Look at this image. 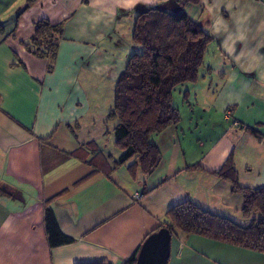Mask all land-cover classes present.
<instances>
[{"label":"crops","instance_id":"0c3cea01","mask_svg":"<svg viewBox=\"0 0 264 264\" xmlns=\"http://www.w3.org/2000/svg\"><path fill=\"white\" fill-rule=\"evenodd\" d=\"M28 1L0 0V264H122L187 201L242 224L241 195L216 173L230 158L241 187L264 188V0H33L19 13ZM151 7L185 13L213 39L199 73L201 114L187 136L178 125L156 136L151 174L132 178L123 166L107 177L120 154L103 151L110 109L100 100ZM43 20L62 27L52 62L25 47ZM92 145L100 171L88 164ZM52 199L74 240L54 248L44 227ZM168 264H264V255L176 233Z\"/></svg>","mask_w":264,"mask_h":264},{"label":"trees","instance_id":"16d2710c","mask_svg":"<svg viewBox=\"0 0 264 264\" xmlns=\"http://www.w3.org/2000/svg\"><path fill=\"white\" fill-rule=\"evenodd\" d=\"M176 1L186 6L198 0ZM32 2L28 1L19 13ZM61 32L60 25L52 26L45 20L40 21L30 43L25 47L34 56L52 62ZM131 40L136 51L128 58L126 68L115 84L113 108L107 115L108 122H117L112 133L120 150L113 167L106 170L107 177L118 167L124 166L132 178L138 173L149 175L157 167L160 152L155 138L180 121L178 110L172 106V94L180 86L198 81L204 56L213 42L212 37L185 13L171 14L159 7L147 8L137 15ZM51 68L48 67V70ZM95 147L92 145L90 149L93 157L88 164L100 171L97 164L105 159ZM216 176L228 180L232 193L241 195V215L244 220H250L248 225L238 224L187 201L169 210L166 214L168 222L152 233L167 229L171 238L176 233L193 235L264 255V188L241 187L230 158ZM54 199L45 203L44 210L45 232L52 248L74 242L58 227L51 209ZM255 215L258 218H254ZM143 243L122 264H136Z\"/></svg>","mask_w":264,"mask_h":264},{"label":"rangeland","instance_id":"374dc122","mask_svg":"<svg viewBox=\"0 0 264 264\" xmlns=\"http://www.w3.org/2000/svg\"><path fill=\"white\" fill-rule=\"evenodd\" d=\"M212 53V52H211ZM200 77L198 78V81L194 84H185L174 90L172 94V106L178 110L180 121L176 125L178 127V130L184 129L186 136L188 135V130L192 128V124L194 123V113L201 114L198 110V106L200 105V94L204 93V84L203 82L199 81ZM206 88V83H205ZM186 92V94H184ZM200 93V94H199ZM185 96V100L183 99ZM113 93L112 91H107V93L104 95L103 100H100V103L102 104V109L108 111L113 108ZM199 101V104H198ZM110 107V108H109ZM200 107V106H199ZM203 111V110H202ZM109 113V112H108ZM101 115V114H100ZM115 121L108 122L101 127L105 128V132L110 133V136H105V138L102 140L105 142V147L103 151L112 157L119 156L120 150L115 144L114 137L112 135V129L116 126ZM183 137L182 135L180 138ZM103 145V144H101ZM107 158V157H106ZM254 218H258L257 215L254 216ZM250 223V220H244L241 225H248Z\"/></svg>","mask_w":264,"mask_h":264},{"label":"water","instance_id":"95a60500","mask_svg":"<svg viewBox=\"0 0 264 264\" xmlns=\"http://www.w3.org/2000/svg\"><path fill=\"white\" fill-rule=\"evenodd\" d=\"M170 243L171 234L167 229L150 234L141 246L136 264H168Z\"/></svg>","mask_w":264,"mask_h":264},{"label":"built area","instance_id":"2783aa9c","mask_svg":"<svg viewBox=\"0 0 264 264\" xmlns=\"http://www.w3.org/2000/svg\"><path fill=\"white\" fill-rule=\"evenodd\" d=\"M230 118V112L228 111L227 114L225 115V120H228ZM233 126L234 127H238V125L236 123L233 122ZM135 199L136 200H139L140 199V196L139 195H136L135 196Z\"/></svg>","mask_w":264,"mask_h":264}]
</instances>
